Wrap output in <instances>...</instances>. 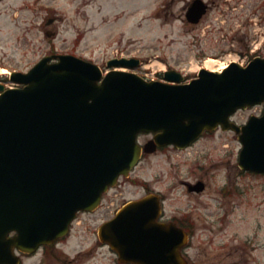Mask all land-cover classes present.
<instances>
[{"label": "water", "instance_id": "obj_1", "mask_svg": "<svg viewBox=\"0 0 264 264\" xmlns=\"http://www.w3.org/2000/svg\"><path fill=\"white\" fill-rule=\"evenodd\" d=\"M200 12L195 7L191 16ZM106 65L135 68L138 61ZM164 79L174 84L119 70L103 75L96 64L63 54L13 72L10 80L22 88L0 85V264H16L14 247L33 252L67 234L78 211L96 209L118 177L128 176L142 149H182L219 126L237 135L239 168L264 173V59L201 70L186 84L172 71ZM257 104L261 116L241 126L229 120ZM140 134L152 139L141 146ZM159 214L158 196L149 194L124 205L98 237L120 262L181 264L185 235L157 223Z\"/></svg>", "mask_w": 264, "mask_h": 264}, {"label": "rangeland", "instance_id": "obj_2", "mask_svg": "<svg viewBox=\"0 0 264 264\" xmlns=\"http://www.w3.org/2000/svg\"><path fill=\"white\" fill-rule=\"evenodd\" d=\"M162 0H5L0 2V77L12 70L25 72L43 56L72 54L89 60L101 68L116 54L138 56L143 67L135 72L160 71L164 64L192 74L204 62L193 55L190 46L192 32L182 35L189 27L169 17L167 23L158 17ZM172 10L177 14L180 3ZM244 17V16H242ZM241 17V18H242ZM49 19L54 22L47 25ZM240 22L235 20L232 28ZM47 32L51 34L46 35ZM256 42L264 45V24L254 26ZM236 47V44L235 46ZM221 65V64H220ZM260 108H257L259 111ZM251 110L236 113V123L244 121ZM148 136L139 138L144 144ZM241 146L232 132L215 131L204 134L187 151L164 148L146 155L127 178L102 197L101 205L92 212L77 215L68 237L57 246L26 260L24 264H89L91 259L112 257L107 249L89 250L74 262L77 252L94 248L99 242L98 227L110 219L126 202L142 197L147 192L158 193L163 209L169 214L188 212L196 226L208 227L215 210L218 187L228 181L231 191L229 226L233 245L243 237L259 242L264 264V175L244 173L237 167ZM202 167V168H201ZM207 172L205 175L204 172ZM227 178L224 181V178ZM205 180L202 194L185 190L184 181ZM235 237V238H234ZM261 246V247H260ZM259 255V253H258ZM64 261V262H63ZM70 262V263H69Z\"/></svg>", "mask_w": 264, "mask_h": 264}, {"label": "flooded vegetation", "instance_id": "obj_3", "mask_svg": "<svg viewBox=\"0 0 264 264\" xmlns=\"http://www.w3.org/2000/svg\"><path fill=\"white\" fill-rule=\"evenodd\" d=\"M3 1L5 0H0V2ZM162 1L164 2L160 10L157 11L158 17L165 20V24L169 17H173V20L189 27L188 30L183 29L181 36L186 35L188 31L192 32L189 44L195 49L193 56L198 61L204 62L206 61L205 57H211V60L218 64L217 66L219 64L226 66L230 63L246 66L254 59H264L263 41L256 42V32L251 33L254 26H257V24L263 26L264 24V0ZM175 2L180 3V9L177 14L175 13L176 17L172 10V6L176 4ZM194 4L201 7L203 11L200 17L195 22H192L190 20V9ZM239 19L240 22L233 29L232 23ZM235 44L236 47H234ZM139 63V66H141L143 60L139 59ZM201 67L205 68L203 63ZM165 70L179 71V68L168 65ZM180 71L184 75L183 81L195 78V75L183 73L182 69ZM159 79H163L162 74L159 75ZM0 84L6 86L10 83L7 78L0 77ZM168 148L177 151H187L192 149L193 145L184 150H178L173 147ZM161 150L163 149H157L156 152ZM143 155L142 158L147 154ZM204 174L206 175L207 172L205 171ZM226 179L225 177L224 181ZM197 182H201L203 185L201 192H197L192 186ZM183 185L185 190L191 194H202L207 188L206 181L201 179H197L194 182L184 181ZM217 187L219 197L215 199L216 206L211 214L213 217L208 227L199 228L196 226L193 215L188 212L169 214L164 209H162L157 221L164 224L172 223L186 235V242L178 251L183 264H262V252L258 251L260 244L259 242L254 243L253 237L249 239L248 235L243 237L242 243L239 245H233L231 239H229L232 237V232H230V226L228 225L231 212L227 203L230 202L231 191L228 189V181ZM94 245V248H88L84 252L79 251L74 254L70 262L77 261L84 255L90 254L89 250L104 248L108 250L112 257L101 258V260L97 261L93 258L89 261V264H132L120 263L114 252L106 244L97 242ZM40 252H44V249H39L33 254H25L14 250V253L20 259L19 264H24L26 260L39 255Z\"/></svg>", "mask_w": 264, "mask_h": 264}, {"label": "bare ground", "instance_id": "obj_4", "mask_svg": "<svg viewBox=\"0 0 264 264\" xmlns=\"http://www.w3.org/2000/svg\"><path fill=\"white\" fill-rule=\"evenodd\" d=\"M216 64V62L212 61V60H207L205 62V68L211 71H220L221 69L224 68V65H219Z\"/></svg>", "mask_w": 264, "mask_h": 264}]
</instances>
